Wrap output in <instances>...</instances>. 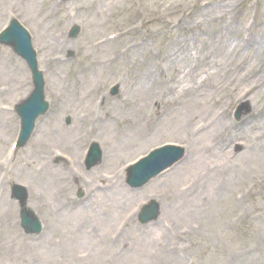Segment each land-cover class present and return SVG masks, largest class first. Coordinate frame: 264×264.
<instances>
[{
    "label": "rangeland",
    "instance_id": "1",
    "mask_svg": "<svg viewBox=\"0 0 264 264\" xmlns=\"http://www.w3.org/2000/svg\"><path fill=\"white\" fill-rule=\"evenodd\" d=\"M53 1L54 0H0V14L12 12V10L16 11L20 16H22V18H24L29 23L31 28H33L37 32L38 43L42 46V48H46V51L52 50L54 48V33L59 32L63 35V41L61 46L65 50H69L70 53H74L77 55V60L72 66H53L46 69L50 72V80L52 81L56 92L60 96V100H62L64 104L60 112L53 111L47 121H44L42 128H39L40 132H38V136L31 143H29L30 145L24 151L18 154L17 162L14 165L15 174L13 175V180H10V183H18L24 185L30 184L35 186L36 190L39 192L44 191V187L39 184L41 182L40 177H42V175H39L43 166V161H41L42 155L43 157L45 155H47L46 157H48L52 154L51 152L53 149L61 150L69 154H77L85 148L86 145L84 146V141L82 140L80 143L81 147H79V150L72 148V145L69 142V135L73 136L77 133V116L80 113L87 111L89 109L88 107L93 103V90H95L94 87L96 85L97 89L98 87H100V83L105 85V87H101L103 88V90H105L107 88L106 86L113 82L116 74L120 73L122 74V76H124L123 81H125V86L123 93L125 94V98L122 100L118 98L115 101H120L118 102L120 105V103H123L128 99L129 103L127 108L133 112H139L144 107V110L141 111L142 114L135 123L137 127L141 120H143L144 125L146 119L143 117L145 116V109L147 108V106H149L153 98H150L149 88L145 92L144 74H146L147 70L151 69V66L149 63H147V61L145 62L140 59L139 63H132V71L128 68L130 64L125 66L124 64L116 63L113 65L105 64V66H98L99 64L97 63V61L106 60L108 58V55L111 53V48L113 47L106 48L104 55L97 54L92 51L94 44L97 40L101 39V37L106 36L111 31L122 30L128 26L127 22H129V19L126 18L125 9L121 4L110 3L111 0H102L103 2L105 1L104 3L102 2V7L100 4H98L99 2L95 3L96 7L94 8L93 13L91 10V5L93 4L91 3L92 1L88 2V0H80L78 4L68 5L64 8L62 7V20L59 23L56 17L52 16V12H54L52 6ZM178 1L180 0H173L171 2V5L176 4ZM230 2L231 0L225 3ZM249 2L250 0L240 2L243 3V8L239 17L226 18L224 21L217 23V25L215 24V20H211L212 22L209 23L207 28L203 26L199 28L198 32L195 34V36H197L198 41L196 40L197 42L193 44L198 45L199 48L202 49L201 51H203L204 54L202 55L203 59L207 55V59H212V61H216L215 65L219 64L220 66L221 64L227 63L233 68L232 71H234L235 68V71L237 72H241L244 70L240 76V81H229L228 78H226L225 76V70H227L226 68L223 69L222 74L218 73L219 70L215 68V70L213 69V71H209L206 76L202 75L204 76L203 80L206 78V81H204L205 86L201 90L202 93H199L197 90H195V88L197 87L196 83H192L193 81L191 79V73H189L188 71H184L183 69H178L176 72L171 71V64H169V62L168 64L166 63L165 68L167 71H169V74L171 72H174L171 73V75L173 76L174 83L178 82V95L181 98L183 97V99L185 100L184 106H186L187 103L200 102L201 100L205 101L207 97L215 94L214 88H220V90L224 91L226 94V91H229L232 87L235 88V86L237 85L239 87H250L252 85V82L255 78L254 73L257 71L256 68H258V65L251 61L253 59V53L249 52L248 50L244 51V53L248 56L247 60H244L245 54L242 55L239 60L238 56L233 54V48H235V46L238 47L240 45V39L243 38L246 34L249 35L250 38L256 37L264 39V0H260L261 6L256 10L254 8L248 7ZM106 3H109L111 5L107 7L108 4L106 5ZM238 4L239 3H234L235 6L233 8V12L235 15L239 12ZM125 7L128 8L126 5ZM228 7H231V3ZM81 10L86 12V14L84 15L91 14L93 17L87 18L81 16V19H84L81 20L78 18L75 19L74 16H69L71 13L79 14ZM255 13L256 19L254 20L252 19V16ZM64 19H68L69 21L64 23ZM72 19L76 20L75 22H77V24H81L86 27H84L83 39L81 41H76L75 43L68 42L67 38L65 37L66 32L70 29L69 27L72 25V23H70ZM53 22L55 23V26L53 25ZM95 22L99 23L100 26H93ZM211 25H213V27L210 30L209 27ZM229 25H236L235 30L241 33H239L236 37L234 36L233 39L237 44L233 46L230 53L226 54L223 52V50L221 51L212 43L218 41L217 45L221 47L226 45L224 43V40H221L219 38L220 36L216 34V31H225L226 33V30H228L227 28H229ZM201 31H204V36L202 35L203 32ZM45 37L51 39L48 44H46L47 41ZM211 38L215 40L212 42ZM121 45L122 44H117V48H120ZM161 47L164 48V45H161ZM89 53L96 54L94 56L95 58L87 59L86 56H88ZM94 62L96 63L92 65V75L95 79H91L90 84L88 86H85L84 80L90 79L89 77L92 76H84L83 73L85 67L86 65L91 66L89 64ZM232 64L235 66V68ZM101 65H103V63ZM201 66L199 67V73L201 72ZM239 66H242L243 68H239ZM0 70H4L3 64L0 66ZM80 74L83 75L79 76ZM252 74L253 77H251ZM19 77L20 76L17 75L13 78V81H11V78L8 74L3 77V74L0 72V85H16L18 83V81L16 80H18ZM79 84H82L83 86ZM78 86L79 90L77 89ZM205 87H209V89L204 91ZM72 88L78 91L77 99H79V103L83 104L70 103L69 96L72 92ZM255 92L257 94H255V96H252V98L249 100L252 104L254 103L255 105L253 104V116H251L248 120L252 125V128H254L253 133L258 132V130H261L260 134H262L263 137H260L261 142L259 143H261V146L259 147V149H256V153L263 154V156L261 154L259 155L262 156L261 158L264 160V89L262 90V92H259L257 90ZM157 94L159 93L156 92L155 96ZM9 101L10 98L7 97L6 99H2V97L0 96V160L2 159V155L6 151L7 144H9V142L12 140V137L15 133L14 120L10 119L8 116H5L3 112H1V105L7 104ZM232 101L235 102L236 99ZM176 111L177 110H172L170 115H173ZM133 112H129L128 115L124 117L123 122L112 124L111 127L113 128L111 129H117L119 130V132L128 130L129 134H133V126L130 124V120L134 118ZM229 112L230 111L226 112L225 110H220V108L218 107L211 114H214L215 116L220 113L221 115L228 117ZM188 115H190L189 126L191 125V123H193L195 126L201 123L206 127H211V120L214 119V116L211 119H206L202 116L201 121L199 123L196 115H194L193 112ZM176 117L177 114L172 118H169L168 115V117L164 119L163 123L159 125H162L163 127L162 130L159 132V135L158 131L157 133H155V130H152L150 136L146 135L145 137H143L142 145L146 143L147 144L145 145V147L141 148L142 150H140L139 154L144 153L149 147L155 144H159L162 142L164 143L168 141L177 142L184 140L182 139L184 131L179 125H176V128L174 129L175 133L177 134L169 135V133H165L164 131L167 125ZM68 119L70 121L69 125L67 124ZM189 129L190 127L188 128V132ZM232 138L233 136H227V139H225L222 144L223 149H230V139ZM248 147L249 149L245 152V154L238 158L237 162L235 163L236 167H238L237 173L238 179H240L239 184L234 185L236 186L235 191H233L232 188L227 187L226 193L224 196H222V199L218 201L216 205L213 203L215 210L214 213L211 215L212 217L210 216L211 218L208 224L205 225L203 221L199 220L203 226L201 238L198 239L199 244H197L196 240L200 234L196 236L192 234L191 236L185 239V243L187 245H190V242H192L194 244V250H197H195V253L194 251H192V249H189L190 253L186 257H182V260L185 259L182 264H264V218H262V216L264 217V213L262 214V216L260 213V209L263 205V199L257 201L254 198H251L250 202L247 204L248 209L246 210V214L250 215L251 217L249 224L240 225L241 223L232 224L230 222L231 216L236 211L235 210L234 212L230 213V210L233 208L232 206L234 202L232 196H234V194L238 191H242L248 184L254 181L256 177L264 175V169L263 172L259 174L258 172H256L255 166H251L247 168L246 171H243L241 174H239V171L244 168L243 166L246 163L245 160L247 159L248 155L249 157L255 156V154L253 153L255 149H252L250 146ZM134 156L135 155L129 157V159H133ZM51 164L54 168H60L62 170L63 175L61 173L60 175L64 176V178L61 179L64 181L61 183V185H67V195L75 200L76 196L78 195L77 193L79 189H82L86 183L83 182L79 177L76 178L75 174L71 173L72 170H69V172H67L62 165H57L55 161H52ZM30 168L32 169V171L29 170ZM75 171L81 173L84 178H89L88 172L82 169V167H80L79 169H75ZM54 172L55 170L53 169V173ZM53 181L55 182L56 180H52V182ZM61 185L58 188H60ZM173 186H177L176 188H179L177 183H170L166 187L160 186V190L166 193L167 196H171L172 193L170 189ZM87 190L88 189L84 186V191ZM51 191H53V194L51 195L58 196L59 192L57 191L56 187H53V185H50V187L48 188V192L51 193ZM53 196L52 198H54ZM65 199L66 195L64 199L55 201L50 205L48 203V205L52 209H55L59 204L62 205L61 203ZM30 200V207H33L34 211L39 215V217H42V220L44 222H46L45 218L48 222H50L46 216V208L44 207L45 204L43 203L40 205V202L37 201L34 196H30ZM45 200H48V198H45ZM164 200H166L164 201V204L172 202L170 199H167V197H165ZM98 206L99 204L96 203L93 208H96ZM15 209L16 211L18 210L17 207H15ZM255 210H258V212L255 213ZM8 211V207L2 208L0 211L1 216L6 214ZM18 212L19 211H17V213ZM86 214L90 213L86 211ZM67 215L68 214H64L59 217H66ZM48 216L50 218H53L50 215V212H48ZM15 217L17 216L13 215L12 217L13 223L19 224V219L16 220ZM75 218L76 217H71L69 218V220L74 223ZM191 221L192 220L187 219L185 223H190ZM174 223L178 231L183 230V226H186L185 223L181 222L180 220L179 223L176 221H174ZM85 224H87V222L81 221L70 226L66 225V220L63 219L62 224H58L52 227L51 230H54L56 227H59L61 229H63L64 227L69 229L71 233L72 230L75 229L76 233L78 234L79 228L85 226ZM2 229H0L1 264H22V261L24 262V264H29V262H31V264H52V258L49 259L46 256L35 257V255H38L42 249L41 247H38L41 242L40 240V242L35 243L38 246H32V248H30L28 246V244H31L30 241L21 239L19 237V234L16 233L15 229H13L15 233H12L11 235L7 224ZM51 230H49L48 233ZM62 236L63 235L61 233L59 234L58 232H50L47 241L55 243L56 239H61L63 241L64 247L65 240ZM141 238H143L142 233H139V229L134 227V230H132L129 235L125 236V239L121 242L119 246V248H121L122 254H120V256L118 257L120 260H118L116 264H149L150 256H147V258L146 256L144 257L143 254H141V252L138 250L139 248H137V245L135 244L138 240H141ZM71 243H76L74 237H72ZM78 243H76V246H79ZM78 248L79 250L75 252V256H78L79 253L88 252V246L86 245ZM37 258L41 259L40 263L39 259ZM118 258L114 259L106 255V257H102L98 261L94 259L89 263L87 262L86 264H111Z\"/></svg>",
    "mask_w": 264,
    "mask_h": 264
},
{
    "label": "bare ground",
    "instance_id": "2",
    "mask_svg": "<svg viewBox=\"0 0 264 264\" xmlns=\"http://www.w3.org/2000/svg\"><path fill=\"white\" fill-rule=\"evenodd\" d=\"M117 1H123V0H112V3H115ZM163 1V0H161ZM169 1H173V0H169ZM222 7V6H221ZM220 7V11L224 12L223 8ZM163 8H165V5H163ZM202 16L200 17L199 20H201V24H205V23H208L209 21H211V17H210V11H203L202 12ZM196 18V17H195ZM215 39H213L214 41ZM214 43V42H213ZM218 44V41H216L213 45L217 46ZM229 44V43H228ZM230 49V48H228ZM226 49V50H228ZM191 62H194L196 60L194 54H190V59H189ZM149 90L151 91V87L149 88ZM79 127H81L79 125ZM108 127V126H107ZM138 133L136 132V136L135 138H132L129 137V136H125L124 138V142H120V144H117L115 145V151H114V155L111 156V160H110V167H113L116 163H118L120 160L124 159V155L127 153V150H128V147L130 144H133V143H136V142H139L138 139ZM71 142H77V138L76 137H71ZM110 140H116V138H112ZM80 144V141H78V145H77V148ZM212 161L211 158H207V156L205 158H198L196 160V162L191 166V168L189 170L186 171V173L184 174H181L179 175L177 178H185V177H192L193 175H195V173L201 168L202 165H207V163H210ZM245 164H244V168L242 171H245V169L251 167V166H255L256 168V172H258L259 174L261 172H263V169H264V160L259 156L257 155L256 157H249L245 160ZM241 171V172H242ZM240 172V173H241ZM235 174H233L232 176L234 177ZM217 175L213 176L212 177V180H213V183H212V186L211 187V200L214 202V200H217L219 199L221 196H224V188L220 189L219 187H217L215 184L217 182ZM46 179V181H51L49 180L50 179V174L47 173L46 176L44 177ZM174 177H171L170 180H175V179H172ZM237 180V177L233 180L232 185L235 184ZM53 184V182H52ZM224 189V190H223ZM122 200H119L120 202H127L129 198H131V196L129 195H123L122 197ZM200 204V203H199ZM118 206H119V202H116L113 206H112V209L114 210V212L116 213L117 210H118ZM205 208L204 205H194L191 209V211H187L186 212V215H188L189 218H192L194 217L196 214H198L199 212L203 211ZM97 229L95 230H90V233H87L86 235H83V237H81V240L85 242H88L90 244H94L96 243L97 239H98V232H99V229L98 228H105L104 231L101 233V235L103 233H107V231H110L108 230L109 227L111 226V222L107 219H105L104 215H99L98 217V220H97ZM66 225H69L68 222H66ZM157 232V231H156ZM157 233H160L159 231ZM63 234V237H65L67 239V247L69 248V251H74L76 250V247H73V245L70 244V241H71V238H70V235H71V232L67 231V232H62ZM152 248L155 246V242H152ZM92 248H95V247H92ZM52 248H48L46 250V253L47 254H51L52 253Z\"/></svg>",
    "mask_w": 264,
    "mask_h": 264
}]
</instances>
